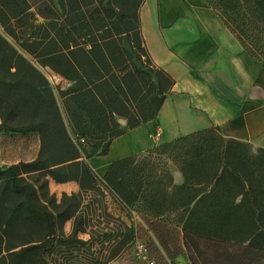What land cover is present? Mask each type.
<instances>
[{"label": "trees", "instance_id": "16d2710c", "mask_svg": "<svg viewBox=\"0 0 264 264\" xmlns=\"http://www.w3.org/2000/svg\"><path fill=\"white\" fill-rule=\"evenodd\" d=\"M206 1L264 61V0ZM144 2L0 0V25L21 47L0 31V126L40 137L36 158L0 167V264L17 257L28 264L29 254L33 264L116 260L136 240L137 228L109 212L108 194L126 206L142 201L154 217L149 228L165 249L173 228L160 218L173 217L194 264L205 253L202 243L228 257V264H264V148L254 150L214 126L115 160L103 176L87 160L108 154L114 138L155 118L173 89L175 79L145 44ZM42 68L65 84L51 82ZM51 178L75 180L79 190L59 198L50 190ZM96 215L107 218L105 224L93 223ZM107 237L111 253L98 254L104 245L96 243Z\"/></svg>", "mask_w": 264, "mask_h": 264}, {"label": "crops", "instance_id": "0c3cea01", "mask_svg": "<svg viewBox=\"0 0 264 264\" xmlns=\"http://www.w3.org/2000/svg\"><path fill=\"white\" fill-rule=\"evenodd\" d=\"M145 44L154 61L175 79L159 114L125 133L106 155L88 162L99 176L120 158L201 129L220 126L223 134L264 148V61L254 58L206 0H145L140 9ZM1 124V116H0ZM13 133L0 126V137ZM159 134V135H158ZM0 161V167L31 161ZM61 191L79 190L75 180L56 182ZM109 264H125L115 260Z\"/></svg>", "mask_w": 264, "mask_h": 264}, {"label": "rangeland", "instance_id": "374dc122", "mask_svg": "<svg viewBox=\"0 0 264 264\" xmlns=\"http://www.w3.org/2000/svg\"><path fill=\"white\" fill-rule=\"evenodd\" d=\"M39 20L43 21V19L41 18ZM0 31L4 35H6L19 49H21L16 40L10 37L1 25ZM42 71L47 75L51 82H61L62 84H65V81H63L60 76L54 75V73L49 68H42ZM58 103L61 108V112L64 121L68 127V130L72 137L76 140L77 135L74 133V129L72 127L70 118L68 117L67 111L64 107L63 100L59 95ZM7 134L8 135H5L4 137H0V161L9 162L18 160L19 158L31 156L35 152V149H37V147H40V137L37 132H13ZM82 145L85 146V144ZM170 169L174 175L175 180L177 182H181L182 175L181 172L177 169V167L174 164H170ZM50 190L54 193L56 191H61L60 187H56L55 182L52 183ZM58 197H61V193H59ZM106 202L109 212L116 216H121L127 222H134L137 228V238L147 245L149 255L152 259L155 260V264H194L189 256V253L186 250V247L184 246L182 235L179 233L181 232V228L177 225V222H175L173 217L160 218L161 220H167L168 225L170 224L169 226L173 228V231H171L170 235L166 237L169 246L168 249H165L157 241L154 233L149 228V220L154 217L153 214L150 213L146 209V207H144L142 201L134 202L130 206H126L117 197L108 194V196L106 197ZM94 217L95 219H93V223H97V219H101L103 221V224H105V221H107V218H103L102 216L96 215ZM113 224L114 223L112 221H109L107 223L109 227H112ZM28 225L30 226V224ZM163 226V224L158 226V230H160L161 232H163V230L165 231V228ZM26 228L27 230H29L28 234H31L32 229L30 230L28 226ZM65 230L67 233L72 232V220H68L65 223ZM83 236L88 237L87 234H83ZM22 238L23 237L19 236L14 239V241H19ZM102 243L104 247H102L101 250L98 251V254L103 253L109 256L112 249V241L108 237L103 242L98 241V243H96L98 249L102 246ZM201 248L204 250L205 253L204 255H201L200 258H198V264H228V257H225V255L223 254L217 256L215 254L214 246L202 243ZM26 258L28 264H33V254L27 255ZM19 260V257L12 260H7L6 264H21L19 263ZM116 260H120L122 263L125 264H148L140 260L138 256L134 253V243H131L128 248L125 249ZM110 263H113V261H111ZM80 264L83 263L80 262Z\"/></svg>", "mask_w": 264, "mask_h": 264}, {"label": "built area", "instance_id": "2783aa9c", "mask_svg": "<svg viewBox=\"0 0 264 264\" xmlns=\"http://www.w3.org/2000/svg\"><path fill=\"white\" fill-rule=\"evenodd\" d=\"M78 140L80 142H85L84 138H79ZM133 243H134V253L138 256L140 260L148 264H155V260L150 257L148 247L144 242L136 238V240Z\"/></svg>", "mask_w": 264, "mask_h": 264}]
</instances>
